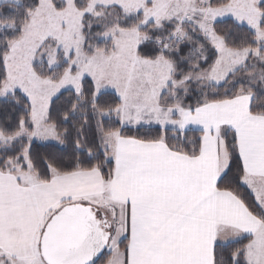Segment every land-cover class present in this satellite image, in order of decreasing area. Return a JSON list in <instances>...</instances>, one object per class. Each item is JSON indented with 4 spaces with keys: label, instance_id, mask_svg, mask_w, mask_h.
I'll return each instance as SVG.
<instances>
[{
    "label": "snow or ice",
    "instance_id": "1",
    "mask_svg": "<svg viewBox=\"0 0 264 264\" xmlns=\"http://www.w3.org/2000/svg\"><path fill=\"white\" fill-rule=\"evenodd\" d=\"M0 264H264V0H0Z\"/></svg>",
    "mask_w": 264,
    "mask_h": 264
},
{
    "label": "trees",
    "instance_id": "2",
    "mask_svg": "<svg viewBox=\"0 0 264 264\" xmlns=\"http://www.w3.org/2000/svg\"><path fill=\"white\" fill-rule=\"evenodd\" d=\"M65 96H67V93L65 94ZM63 100V98H62ZM60 103V102H58ZM64 149L63 152H61V149ZM33 149L41 154H45L48 152H56L57 154L60 155H65L67 156L68 154H70L73 151V146L71 142L66 143L65 145L59 146L56 144H47V146H44L43 144H39V143H35L33 145Z\"/></svg>",
    "mask_w": 264,
    "mask_h": 264
},
{
    "label": "rangeland",
    "instance_id": "3",
    "mask_svg": "<svg viewBox=\"0 0 264 264\" xmlns=\"http://www.w3.org/2000/svg\"><path fill=\"white\" fill-rule=\"evenodd\" d=\"M36 143L43 144V143L40 142V141H37ZM49 143L59 145V144H58L57 142H55V141L48 142V144H49ZM59 146H62V145H59Z\"/></svg>",
    "mask_w": 264,
    "mask_h": 264
}]
</instances>
